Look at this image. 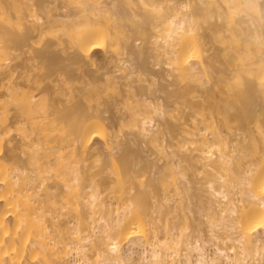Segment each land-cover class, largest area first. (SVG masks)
I'll use <instances>...</instances> for the list:
<instances>
[{"label": "snow or ice", "instance_id": "snow-or-ice-1", "mask_svg": "<svg viewBox=\"0 0 264 264\" xmlns=\"http://www.w3.org/2000/svg\"><path fill=\"white\" fill-rule=\"evenodd\" d=\"M253 6H254V5H253ZM154 10H155V9H154ZM96 47H103V45H96ZM262 83H264V82H262ZM258 228H259V229H264V222H261V223L257 224V225H256V228H253L252 231H256ZM112 250L115 251V250H116L115 247H113Z\"/></svg>", "mask_w": 264, "mask_h": 264}]
</instances>
